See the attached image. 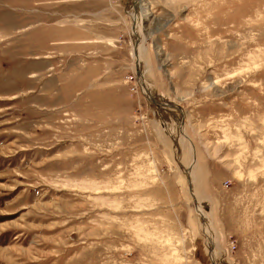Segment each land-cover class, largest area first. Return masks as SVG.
Instances as JSON below:
<instances>
[{"label":"rangeland","instance_id":"rangeland-1","mask_svg":"<svg viewBox=\"0 0 264 264\" xmlns=\"http://www.w3.org/2000/svg\"><path fill=\"white\" fill-rule=\"evenodd\" d=\"M0 264H264V0H0Z\"/></svg>","mask_w":264,"mask_h":264},{"label":"bare ground","instance_id":"bare-ground-1","mask_svg":"<svg viewBox=\"0 0 264 264\" xmlns=\"http://www.w3.org/2000/svg\"><path fill=\"white\" fill-rule=\"evenodd\" d=\"M210 229V228H209ZM207 232V231H206ZM209 236H212L211 234Z\"/></svg>","mask_w":264,"mask_h":264}]
</instances>
